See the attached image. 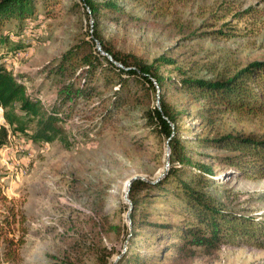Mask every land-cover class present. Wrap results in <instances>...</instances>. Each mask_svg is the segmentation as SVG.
I'll return each mask as SVG.
<instances>
[{
    "label": "rangeland",
    "instance_id": "374dc122",
    "mask_svg": "<svg viewBox=\"0 0 264 264\" xmlns=\"http://www.w3.org/2000/svg\"><path fill=\"white\" fill-rule=\"evenodd\" d=\"M75 1L43 0L45 8L39 1L36 9L43 18L36 39L26 50L2 59L44 109L63 84L81 80L77 67L60 68L59 59L88 27L95 26L106 44L147 61L164 54L191 77L228 76L253 60H264V0H116L125 14L105 13L95 23ZM220 27L226 36L209 34ZM159 70L163 76L180 77L171 65ZM93 83L91 98L72 92L67 101V145L58 140L32 142L23 134L9 133L0 147V194L25 217L18 260L0 259V264H102L104 256V264H112L127 246L139 253L142 264H264V247L253 242L178 250L175 226L190 223V217L175 195V178L188 180L189 172L186 165L174 179L167 175L164 181L169 148L145 116L156 94L130 87L135 100L128 96L103 118L116 78L107 83L99 76ZM169 84L160 92L180 111L177 134L186 156L213 170L211 195L228 211L264 221V178H245L219 159L227 151L201 141L228 132L264 137V113L224 111L206 123L196 112L203 100ZM1 113L0 108V125ZM132 177L142 182L131 194L134 203L129 189L125 192V182ZM3 213L0 206V217ZM2 247L0 241V254Z\"/></svg>",
    "mask_w": 264,
    "mask_h": 264
},
{
    "label": "trees",
    "instance_id": "16d2710c",
    "mask_svg": "<svg viewBox=\"0 0 264 264\" xmlns=\"http://www.w3.org/2000/svg\"><path fill=\"white\" fill-rule=\"evenodd\" d=\"M39 1L45 8L46 3ZM39 1L0 0V108L3 119V124L0 125V147L6 142L9 133L23 134L32 142L58 140L67 145L63 123L71 115L67 105L71 93L89 99L94 92V79L102 76L109 83L115 77L116 91L112 94L109 105L102 109L100 117H109L128 96L135 100L134 92L138 90L153 92L158 104L155 101L151 108L146 109L145 116L147 122L165 138L169 148L165 178L172 175L174 179L180 168L187 165L189 179L175 178V195L190 217V223L183 227L175 226L174 236L180 241L178 250L186 251L188 245L214 248L223 242L241 241L264 247V221L228 211L211 195L209 186L213 183V170L209 165L191 161L186 156V150L177 134L179 128L176 120L180 111L166 102L160 92L165 85L171 83L195 98L202 99L203 103L196 112L206 123H211L216 114L224 111L264 113V60H253L228 76L211 79L191 77L175 65L174 59L164 54L147 61L139 55L122 52L106 44L95 26L88 27L84 37L66 49L59 59L60 68L77 67L79 71L76 75L83 73L81 80L77 85L73 81L63 84L57 91L56 100L44 109L40 99L27 94L23 81L2 63L7 54L26 50L30 41L36 39V30L43 18V13L36 9ZM74 4L92 17L94 23L105 13L125 14L116 0H77ZM10 22L15 23L14 29L6 27ZM25 32L29 34L27 39L24 37ZM213 33L226 36L221 27L209 34ZM94 40L100 43V48L110 55L111 60L96 49ZM163 65L173 66L180 77L174 79L163 76L159 70ZM122 90L126 93L124 98L117 96ZM201 141L207 146L227 151L228 154L219 159L245 178H264V137L253 133L228 132L216 137H206ZM166 180L167 178L164 179ZM141 184L138 179L130 184L128 198L132 203L131 194ZM0 206L4 210L0 217V241L3 244L0 259L13 263L18 260L16 250L23 243L25 217L20 210L6 203L3 194H0ZM15 230L17 235H14ZM106 259L107 256L101 259L102 264ZM122 261L124 264H142L139 253L132 252L128 246L115 264Z\"/></svg>",
    "mask_w": 264,
    "mask_h": 264
},
{
    "label": "water",
    "instance_id": "95a60500",
    "mask_svg": "<svg viewBox=\"0 0 264 264\" xmlns=\"http://www.w3.org/2000/svg\"><path fill=\"white\" fill-rule=\"evenodd\" d=\"M94 43H95V47H96V49H97L101 54L105 55L109 60H111L110 55H108L106 52H104V51L100 48V43H99L97 40H94ZM113 62H114V61H113ZM114 63L117 64V65H119V64L116 63V62H114ZM156 104H158L157 100H156ZM166 164H167V162H166ZM132 179H134V177L128 179V180L125 182V188H126V189H125V192L128 191V189H129V185H130V182L132 181ZM128 211H129V208L127 209V212H126L125 217H126V219L129 220V217L127 216ZM119 256H120V255L115 256V258H114L112 264H114V262L118 259Z\"/></svg>",
    "mask_w": 264,
    "mask_h": 264
}]
</instances>
